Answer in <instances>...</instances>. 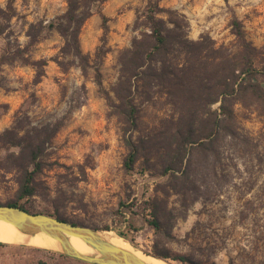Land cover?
I'll return each instance as SVG.
<instances>
[{"label":"rangeland","instance_id":"obj_1","mask_svg":"<svg viewBox=\"0 0 264 264\" xmlns=\"http://www.w3.org/2000/svg\"><path fill=\"white\" fill-rule=\"evenodd\" d=\"M147 1L96 4L81 28L80 46L93 55L102 45L100 12L109 18L108 51L83 74L76 61L60 55L58 32L43 29L66 10L65 0H13L17 16L0 37V54L20 47L30 60L46 61L40 78L37 68L20 60L0 67V134L15 128L44 140L36 194L21 203L111 231L144 254L165 256L159 258L168 264H264V106L236 104L240 137L220 136L212 145L215 155L192 144L189 167L175 172L177 178L162 174L156 159L155 167L142 159L132 170L124 167L120 124L94 81L95 67L110 89L118 53L138 35L134 21ZM158 5L185 15L190 39L207 35L217 47L232 50L236 17L258 51L256 63L264 59V0H158ZM28 31L38 33L36 42L29 44ZM171 111L160 100L146 109L144 120L152 125ZM11 139L0 137V205L16 199L23 170L20 147L9 144ZM6 243L0 242V264H89L58 249Z\"/></svg>","mask_w":264,"mask_h":264},{"label":"trees","instance_id":"obj_2","mask_svg":"<svg viewBox=\"0 0 264 264\" xmlns=\"http://www.w3.org/2000/svg\"><path fill=\"white\" fill-rule=\"evenodd\" d=\"M105 1L65 0L66 10L43 25V29L58 32L62 39L60 55L76 61L83 74L94 59H100L108 51L106 35L109 18L100 12L102 45L93 55L83 52L80 46V31L84 22L93 14L96 4ZM16 16L13 0L0 6V37ZM34 25L30 23L29 26L33 28ZM231 26L236 39L234 50L223 45L217 47L207 35L193 40L188 37L189 24L184 14L177 9L160 7L158 0H148L134 21L138 35L118 53L117 77L110 89L104 88L101 73L95 67L94 81L106 99L109 114L117 116L120 124L121 139L127 150L123 163L126 170H132L141 159L146 165L155 167L152 161L156 159L162 174L177 178L175 172L183 174L189 167L187 161L192 144L196 143V149L202 148L215 155L212 145L220 136L240 137L236 104H244L246 108L251 105L256 109L263 108L264 82L259 78L264 77V59L256 63L258 51L246 39L236 17H233ZM37 34L26 33L30 38L29 44L38 40ZM11 50L8 47L0 54V67L4 63L20 60L39 70L37 78L44 75L40 69L46 61L30 60L24 56L25 49L20 47L15 53ZM56 62L65 69L62 61ZM160 100L172 111L150 125L144 120L145 111ZM217 102L219 105L212 108ZM5 134L13 136L15 140L11 139L9 144L20 147L17 157L24 162L17 197L5 205L40 213L21 201L36 194L34 177L41 168L44 140L19 135L15 128L6 129L0 137ZM54 213L47 215L73 225H85L59 211ZM152 224L155 225L156 221Z\"/></svg>","mask_w":264,"mask_h":264},{"label":"water","instance_id":"obj_3","mask_svg":"<svg viewBox=\"0 0 264 264\" xmlns=\"http://www.w3.org/2000/svg\"><path fill=\"white\" fill-rule=\"evenodd\" d=\"M0 219L11 222L24 232H45L54 237L61 253L89 264H148L133 251L120 247L101 235L102 230L88 226L73 225L51 215L30 213L19 207L0 205ZM74 235L81 238L94 254L76 250L68 239Z\"/></svg>","mask_w":264,"mask_h":264},{"label":"bare ground","instance_id":"obj_4","mask_svg":"<svg viewBox=\"0 0 264 264\" xmlns=\"http://www.w3.org/2000/svg\"><path fill=\"white\" fill-rule=\"evenodd\" d=\"M101 235L109 240L110 242L133 251L136 255L145 260L148 264H168L164 259L155 257L153 255H147L142 253L140 250L135 249L128 242L121 241L120 238L111 231H102ZM70 244L78 251L85 254H94V250L89 247L81 238L78 236H68ZM0 242L31 245L36 244L42 249H59V242L52 236L45 232H24L19 230L11 222L0 219Z\"/></svg>","mask_w":264,"mask_h":264},{"label":"crops","instance_id":"obj_5","mask_svg":"<svg viewBox=\"0 0 264 264\" xmlns=\"http://www.w3.org/2000/svg\"><path fill=\"white\" fill-rule=\"evenodd\" d=\"M6 244H12V243H6ZM38 248H40V247H38Z\"/></svg>","mask_w":264,"mask_h":264}]
</instances>
